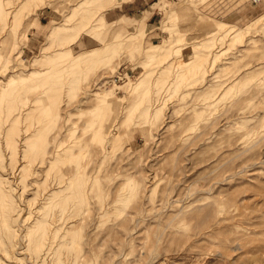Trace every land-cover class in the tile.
<instances>
[{"label":"rangeland","instance_id":"rangeland-1","mask_svg":"<svg viewBox=\"0 0 264 264\" xmlns=\"http://www.w3.org/2000/svg\"><path fill=\"white\" fill-rule=\"evenodd\" d=\"M0 188V264H264V0H0Z\"/></svg>","mask_w":264,"mask_h":264},{"label":"bare ground","instance_id":"bare-ground-1","mask_svg":"<svg viewBox=\"0 0 264 264\" xmlns=\"http://www.w3.org/2000/svg\"><path fill=\"white\" fill-rule=\"evenodd\" d=\"M223 23V22H222ZM222 23H220V22H216V21H213V26H212V28H210V30H208L209 32L210 31H213V30H216V29H220V27H222V29H224V28H228V27H223V26H225V25H223ZM223 25V26H222ZM227 26V25H226ZM229 29H231V28H229ZM215 36V35H214ZM216 41V40H215ZM196 69H198V66H195V68H193V70H196ZM200 69V68H199ZM204 75V74H203ZM203 77V76H202ZM234 77V76H233ZM240 79V78H239ZM234 80V79H233ZM242 80V79H241ZM229 85V84H228ZM232 85H233V82L231 81L230 82V85L228 86L230 89H232L233 87H232ZM242 86H243V84H242ZM235 87V86H234ZM244 87V86H243ZM243 87H240V88H243ZM248 88V87H247ZM238 89V88H237ZM243 90V89H242ZM140 99V98H139ZM138 100V99H137ZM53 156V155H52ZM73 166V165H72ZM70 174V173H69ZM70 175H73L72 173L70 174ZM72 181H70V183H71ZM70 183H69V185H70ZM79 184V183H78ZM80 186V185H79ZM1 189V188H0ZM81 189V188H80ZM78 191V190H77ZM81 192V191H80ZM79 193V192H78ZM51 194V193H50ZM80 195V194H79ZM55 197V196H54ZM50 198V197H49ZM6 201H7V198H6V193L3 191V189L2 190H0V204L2 205V206H5L6 205ZM50 201V200H49ZM49 201L47 202V203H49ZM53 202V201H52ZM10 204H11V202H9ZM9 203H8V205H9ZM216 203H217V201L216 200H214V199H211V200H209V202H207V204L206 205H195L193 208H190V209H192L193 210V212H194V215L195 216H206V215H208V214H210V212H212L213 210H215L216 208H217V206H216ZM220 204V203H219ZM7 205V206H8ZM219 206V205H218ZM188 210V209H187ZM186 211V210H185ZM5 215V214H4ZM7 216V215H6ZM6 219H7V217H5ZM207 219V218H206ZM1 220V219H0ZM47 220V219H46ZM41 221H42V219H41ZM40 221V222H41ZM8 222V221H7ZM5 222L3 221V224H4ZM42 223L43 222H41V224L40 225H42ZM45 223V222H44ZM36 225H37V223H36ZM1 228V227H0ZM50 228V227H49ZM37 230H39V232H40V234H41V236H43V235H47V229H46V226H45V224L42 226V227H40L39 226V228H37ZM50 230V229H49ZM179 230V229H178ZM218 230V229H217ZM28 231V230H27ZM29 232V231H28ZM52 233V232H51ZM219 235V234H218ZM49 236V235H48ZM47 236V237H48ZM51 236V235H50ZM43 238H45V237H43Z\"/></svg>","mask_w":264,"mask_h":264}]
</instances>
